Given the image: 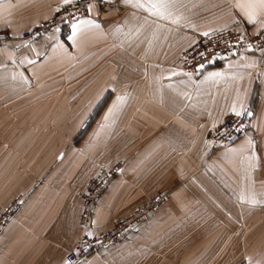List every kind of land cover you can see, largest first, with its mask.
Returning a JSON list of instances; mask_svg holds the SVG:
<instances>
[{
	"label": "crops",
	"instance_id": "1",
	"mask_svg": "<svg viewBox=\"0 0 264 264\" xmlns=\"http://www.w3.org/2000/svg\"><path fill=\"white\" fill-rule=\"evenodd\" d=\"M72 1L0 0V33L11 35L0 43V210L19 202L0 232V264H67L82 192L118 160L93 233L170 196L79 264H264V54L197 76L181 67L200 35L261 31L260 0H110L69 36L21 38ZM247 108L242 138L205 148L211 128Z\"/></svg>",
	"mask_w": 264,
	"mask_h": 264
},
{
	"label": "built area",
	"instance_id": "2",
	"mask_svg": "<svg viewBox=\"0 0 264 264\" xmlns=\"http://www.w3.org/2000/svg\"><path fill=\"white\" fill-rule=\"evenodd\" d=\"M92 4H97L100 8L117 6L115 1L110 0H73L48 20L23 31L21 38L35 39L56 30L61 31L64 36H69L74 24L89 14ZM10 38L8 32L0 33V43ZM248 51L264 54V28L253 34L244 32L238 26H232L200 35L196 43L182 53L181 67L186 73L197 76L203 70L217 64L219 60ZM251 116L249 108L241 113L227 116L220 124L210 129L205 138V148L214 151L242 138L247 131ZM124 165L125 162L119 160L110 167L101 168L82 192L80 235L76 247L67 254V264H79L101 249L117 244L168 200L169 192L161 190L142 206L118 219L113 226L93 233L91 219L95 205ZM18 209L19 202L14 201L0 210V232L6 222L16 215Z\"/></svg>",
	"mask_w": 264,
	"mask_h": 264
},
{
	"label": "snow or ice",
	"instance_id": "3",
	"mask_svg": "<svg viewBox=\"0 0 264 264\" xmlns=\"http://www.w3.org/2000/svg\"><path fill=\"white\" fill-rule=\"evenodd\" d=\"M261 6H264V0H260ZM252 5H249V7H251ZM254 19V17H253Z\"/></svg>",
	"mask_w": 264,
	"mask_h": 264
},
{
	"label": "rangeland",
	"instance_id": "4",
	"mask_svg": "<svg viewBox=\"0 0 264 264\" xmlns=\"http://www.w3.org/2000/svg\"><path fill=\"white\" fill-rule=\"evenodd\" d=\"M119 161V160H118ZM169 192V191H168ZM169 196H170V192H169Z\"/></svg>",
	"mask_w": 264,
	"mask_h": 264
}]
</instances>
